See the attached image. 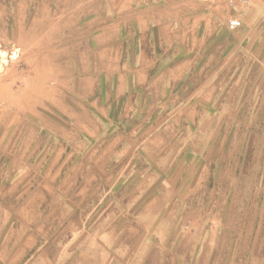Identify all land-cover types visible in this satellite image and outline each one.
<instances>
[{"label":"rangeland","instance_id":"374dc122","mask_svg":"<svg viewBox=\"0 0 264 264\" xmlns=\"http://www.w3.org/2000/svg\"><path fill=\"white\" fill-rule=\"evenodd\" d=\"M84 2L0 0V264H264V70L239 57L235 71L218 73L210 101L189 104L155 105L142 87L118 95L110 79L99 87L106 106L97 104L110 117L95 118L88 100L97 95L86 96L82 82L65 86L67 68L56 78L81 40ZM128 109L134 115L125 117ZM96 125L143 128L124 136L133 142L156 126L176 128L167 136L183 149L164 167L137 164L131 178L146 173L140 190L123 184L140 199L119 197L114 171L128 167L110 166L109 192L93 202L81 193L83 178L68 191L84 167L67 163H79L84 152L75 148L92 142L82 128ZM152 168L172 179L168 213L157 218L134 214L154 201Z\"/></svg>","mask_w":264,"mask_h":264},{"label":"crops","instance_id":"0c3cea01","mask_svg":"<svg viewBox=\"0 0 264 264\" xmlns=\"http://www.w3.org/2000/svg\"><path fill=\"white\" fill-rule=\"evenodd\" d=\"M83 5L86 9L83 12L84 23L79 32L76 31V38L81 40L74 45L71 43L73 48L66 53L69 58L56 65L59 71L56 78L61 79V71L67 68L69 74L65 86L77 87V83L82 82L86 96L97 95L88 100L95 102V118L110 117L105 107L108 93L99 90L110 79L116 81L118 95L137 93L142 87L144 92L154 94L149 100L155 105L189 104L210 101L220 86L218 73L222 69L235 71L239 57L256 60L258 63L251 67L256 71L264 70V4L261 0H251L247 7H230L227 0H85ZM232 14H237L242 20V26L236 30L226 26ZM222 55L226 56L223 64H215ZM78 87L82 92L81 86ZM210 87L212 94L208 91ZM126 102H136V99L121 100V103ZM131 113L128 109L125 117ZM88 119L91 121L92 118ZM82 129L91 136L88 139L92 142L75 148L76 152H84L79 163L68 160L69 166L76 161L74 165L84 167L82 174H75L68 191L75 187L73 183L83 178L81 193L93 202V195L101 201L109 192L106 180L110 166L114 168L122 162L120 168L128 167L114 171L113 184L120 192L119 197L140 199L137 191L141 186L138 183L146 173L144 171L131 178L137 164L143 160L164 167L173 157L170 151L183 149L181 143H174L167 136L177 133L178 129L171 127L156 126L146 137L134 142L124 136L137 135L143 128H103L96 125ZM109 133L113 136L111 142L105 137ZM56 149L61 150L59 146ZM75 156L78 154L74 153ZM58 161L54 158L53 164L56 163L52 166ZM152 171L160 177L151 197L154 201L134 214L148 213L157 218L168 213L166 210L172 193L166 188H170L172 179L167 178L168 171L163 174L158 173L160 170L157 168H152ZM59 175L60 171L53 172L54 182L60 181ZM131 180L133 189L138 187L137 191L134 190L136 194H130L131 186L125 190L123 182ZM92 211L93 206H90L85 213Z\"/></svg>","mask_w":264,"mask_h":264},{"label":"built area","instance_id":"2783aa9c","mask_svg":"<svg viewBox=\"0 0 264 264\" xmlns=\"http://www.w3.org/2000/svg\"><path fill=\"white\" fill-rule=\"evenodd\" d=\"M264 4V0H261ZM230 7L244 6L247 7L251 4V0H227ZM226 26L230 30H236L242 26V20L237 14H232L226 21Z\"/></svg>","mask_w":264,"mask_h":264},{"label":"bare ground","instance_id":"6f19581e","mask_svg":"<svg viewBox=\"0 0 264 264\" xmlns=\"http://www.w3.org/2000/svg\"><path fill=\"white\" fill-rule=\"evenodd\" d=\"M25 102V101H24ZM28 104V103H27Z\"/></svg>","mask_w":264,"mask_h":264}]
</instances>
